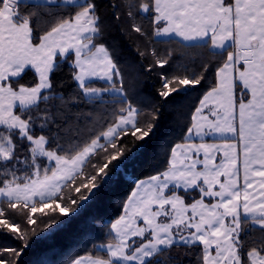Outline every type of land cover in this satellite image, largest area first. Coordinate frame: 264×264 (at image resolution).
Instances as JSON below:
<instances>
[{"label": "snow or ice", "instance_id": "snow-or-ice-1", "mask_svg": "<svg viewBox=\"0 0 264 264\" xmlns=\"http://www.w3.org/2000/svg\"><path fill=\"white\" fill-rule=\"evenodd\" d=\"M129 7V18L149 22L150 36L132 25L149 41L207 48L222 60L175 144L151 145L158 112L146 129L137 127L140 109L100 42L97 0H0V205L7 206H0V233L21 242L0 248V264L5 254L14 258L7 264H19L31 237L48 240L67 227L149 150L154 174L134 180L120 215L99 226L108 242L68 264H184L173 248L189 250L188 264H264V0H139ZM172 57L169 50L148 69ZM66 62L77 85L67 98L52 81ZM211 67L162 75L159 97L187 94ZM29 72L32 80L18 83ZM80 104L111 105L103 122L111 116L115 123L85 132L83 125L97 118L74 113ZM129 134L133 140L120 143ZM101 151L105 162L86 175ZM69 184L77 198L64 195ZM9 210L26 216L30 235L3 218ZM39 219L49 222L38 231Z\"/></svg>", "mask_w": 264, "mask_h": 264}, {"label": "trees", "instance_id": "trees-1", "mask_svg": "<svg viewBox=\"0 0 264 264\" xmlns=\"http://www.w3.org/2000/svg\"><path fill=\"white\" fill-rule=\"evenodd\" d=\"M100 8V15L103 19L104 31L102 35L103 42L114 54L118 65L121 68L124 77V86L129 101L140 109L138 114L137 127L146 129L147 124L151 122L152 116L158 112L156 127L152 133L151 145H159L163 141L175 144L180 141L183 133L186 131L190 123L191 113L199 98L207 91L209 87V79H214L215 68L222 60L220 57H213L207 48L190 47L184 48L175 41L168 43H156L155 40L149 41L146 36L136 33L132 25L139 24L142 30L151 35V26L147 20H141L139 16L129 18L127 12L133 10L129 4L138 5L139 0H97ZM115 3L119 5L113 9L111 5ZM119 14V20L115 17ZM155 49L156 56L152 55ZM172 50L173 57L169 64L161 68L156 65L151 71L148 69L150 64L155 63L156 58H163L166 53ZM143 53V55H141ZM227 53H224L226 57ZM73 57H69V61ZM211 64V71L208 73V79L189 91L187 94L174 95L166 102L159 97L158 90L161 88L162 75L179 74L184 75L189 72L199 74L202 65ZM181 65H183L181 67ZM33 78V73H27L18 83H27ZM54 90L62 92L65 98L73 93L77 85L72 80V73L69 64L66 62L62 65L61 70L52 75ZM97 86H103V82H97ZM55 103H59L56 101ZM45 106L42 104L41 108ZM111 105H96L95 110L91 105L80 104L74 106L72 111L89 112L93 111L97 118L96 122L83 125L84 131L88 128L95 127L97 132L106 130L111 123H115V118L108 116V122L104 123V109L111 111ZM37 134L39 130L37 129ZM133 140L131 135H127L120 141L122 144H129ZM63 142V141H62ZM105 162L103 151L99 153L89 164L85 170V174H89L93 164H103ZM162 168L163 165H160ZM128 175H122L118 180L106 186L97 197L89 202L80 210V214L75 216L67 227L54 232L48 240L40 238V235L31 237L30 246L19 258V264H68L71 259L79 256L95 254L97 249L93 248V244L107 243V237L100 230V224L104 221H110L120 215L121 200L125 199L134 187L133 181L142 179L146 176L154 174L151 150L144 153L137 161L128 165ZM94 174V172H91ZM82 179V178H81ZM64 190V195L71 194L73 198H77L75 192L69 193V189ZM7 207L6 205H0ZM40 214H34L39 217ZM7 219H14L20 224L22 230L31 234V226L26 224V216L17 215L16 212L9 210ZM47 219H39L36 225L37 230L43 228ZM18 242L12 236L0 233V248L19 247ZM189 250L186 248H173L171 254L184 259V264H188L189 257H185V253ZM6 264L13 257L5 254ZM194 260V257H191Z\"/></svg>", "mask_w": 264, "mask_h": 264}, {"label": "rangeland", "instance_id": "rangeland-1", "mask_svg": "<svg viewBox=\"0 0 264 264\" xmlns=\"http://www.w3.org/2000/svg\"><path fill=\"white\" fill-rule=\"evenodd\" d=\"M147 177V176H146ZM146 177H144V178H146ZM131 192V191H130ZM130 194V193H129ZM83 256H85V255H83Z\"/></svg>", "mask_w": 264, "mask_h": 264}]
</instances>
